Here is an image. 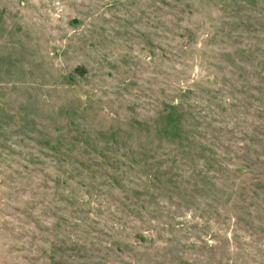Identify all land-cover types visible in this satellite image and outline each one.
Wrapping results in <instances>:
<instances>
[{
    "label": "rangeland",
    "instance_id": "1",
    "mask_svg": "<svg viewBox=\"0 0 264 264\" xmlns=\"http://www.w3.org/2000/svg\"><path fill=\"white\" fill-rule=\"evenodd\" d=\"M0 264H264V0H0Z\"/></svg>",
    "mask_w": 264,
    "mask_h": 264
}]
</instances>
